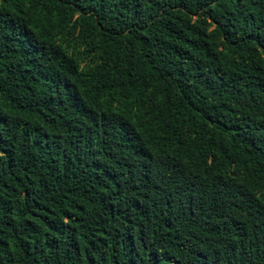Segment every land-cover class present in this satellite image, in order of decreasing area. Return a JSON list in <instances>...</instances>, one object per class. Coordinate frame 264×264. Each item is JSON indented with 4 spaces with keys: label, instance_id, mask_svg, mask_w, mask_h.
Here are the masks:
<instances>
[{
    "label": "trees",
    "instance_id": "16d2710c",
    "mask_svg": "<svg viewBox=\"0 0 264 264\" xmlns=\"http://www.w3.org/2000/svg\"><path fill=\"white\" fill-rule=\"evenodd\" d=\"M0 264H264V0H0Z\"/></svg>",
    "mask_w": 264,
    "mask_h": 264
}]
</instances>
